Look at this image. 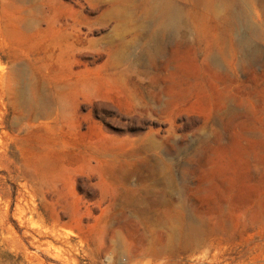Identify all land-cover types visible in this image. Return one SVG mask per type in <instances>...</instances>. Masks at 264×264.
<instances>
[{
    "label": "rangeland",
    "instance_id": "1",
    "mask_svg": "<svg viewBox=\"0 0 264 264\" xmlns=\"http://www.w3.org/2000/svg\"><path fill=\"white\" fill-rule=\"evenodd\" d=\"M154 1L0 0V264H264V0H170L151 62Z\"/></svg>",
    "mask_w": 264,
    "mask_h": 264
},
{
    "label": "bare ground",
    "instance_id": "2",
    "mask_svg": "<svg viewBox=\"0 0 264 264\" xmlns=\"http://www.w3.org/2000/svg\"><path fill=\"white\" fill-rule=\"evenodd\" d=\"M200 1H202L204 7L207 8L209 11H219V12L224 11V18L229 23L230 26H236L237 24L239 25V22L244 21L248 15V13L246 11H243V9L241 7L236 8V6H235L236 2L234 0H200ZM143 17L144 18L142 19L141 26L143 29H145L144 32L147 30V33L145 32L144 42L141 43L142 44V55L147 57L148 60H150V61H151V59L154 58L155 55H157V53L160 50H163V49H161V45H160V44H162V42H160V44H159V40H158V37L160 35L164 36L165 35L164 33L171 32V33H173L174 37H177L180 39L181 37H184L186 35L187 30L191 29L189 16H186L182 12V10L179 7L173 5L170 2V0H155L154 2H152L151 5H148L146 7L144 14H143ZM148 22L152 23V24L154 23L156 28L154 30L148 29V27H146V24ZM147 26H148V24H147ZM255 30L256 29H254V31ZM260 30H264V20H263V25L261 26ZM148 31H150V32H148ZM169 36L170 35H168L167 38ZM171 36H172V34H171ZM160 38H163V37L160 36ZM239 44L243 45V47L247 46L248 45V39L244 36L240 37L239 38ZM126 53H127V51L124 53V55H126ZM143 59H144V57H143ZM150 61L148 62L149 64H150ZM144 64H145V62H144ZM20 78H22V77H20ZM22 81H23V79H22ZM21 88H22V86H21ZM21 88L19 87V89H21ZM19 89H18V91L15 90L14 95L18 98V100L20 101L19 103L21 105L23 103L27 105L29 101H28V99L22 100V96H21L22 95V93H21L22 89L21 90H19ZM13 90L14 89H12V92H13ZM11 100H14V99H11ZM16 100L14 101L15 103L17 102ZM19 103H18V105H19ZM26 105H24V106H26ZM13 106H11V107L14 108ZM43 112H45V111H43ZM165 191L168 192V194H170L171 196L173 195V193L176 192L177 195L176 194L175 195L177 196V198H175V197L174 198L177 199V201L179 203H181L180 209L188 210V220L189 221L187 222L185 227L182 228V230H183V233L181 236L182 240L184 242H189V243L204 242L202 240V237L204 234L208 233L209 231L197 223L196 219H198V218H197L196 212H194L195 207L192 204L188 203V201H186V199H184V197H182L181 190L179 188L176 189V187L174 185L169 186L168 188L166 187ZM146 192H150V190L147 189ZM170 200H173V199L164 198L165 202L166 201L170 202ZM205 245H206V242H205Z\"/></svg>",
    "mask_w": 264,
    "mask_h": 264
}]
</instances>
